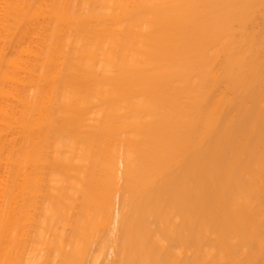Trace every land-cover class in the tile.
Here are the masks:
<instances>
[{
    "label": "bare ground",
    "instance_id": "bare-ground-1",
    "mask_svg": "<svg viewBox=\"0 0 264 264\" xmlns=\"http://www.w3.org/2000/svg\"><path fill=\"white\" fill-rule=\"evenodd\" d=\"M0 264H264V0H0Z\"/></svg>",
    "mask_w": 264,
    "mask_h": 264
}]
</instances>
